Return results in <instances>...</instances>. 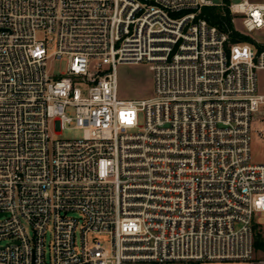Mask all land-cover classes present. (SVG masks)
Instances as JSON below:
<instances>
[{
    "label": "built area",
    "instance_id": "built-area-1",
    "mask_svg": "<svg viewBox=\"0 0 264 264\" xmlns=\"http://www.w3.org/2000/svg\"><path fill=\"white\" fill-rule=\"evenodd\" d=\"M223 6L0 0V264L253 263L264 41L201 17ZM227 7L264 31V3ZM140 63L153 97L120 99L118 67ZM70 129L83 138L57 139Z\"/></svg>",
    "mask_w": 264,
    "mask_h": 264
},
{
    "label": "rangeland",
    "instance_id": "rangeland-1",
    "mask_svg": "<svg viewBox=\"0 0 264 264\" xmlns=\"http://www.w3.org/2000/svg\"><path fill=\"white\" fill-rule=\"evenodd\" d=\"M215 4H221L223 2L224 6L229 5V0H212ZM251 2L264 3V0H250ZM235 27L243 31L241 26V21L239 19L235 20ZM255 42L264 41V31L258 32L255 35L249 36ZM48 69L51 74H61L66 70V63L62 61H49ZM118 77H119V98L123 100H147L152 98L154 95V79L152 72L149 69L147 63H140L136 65L123 64L118 67ZM257 90L258 94L264 95V69L257 72ZM264 107L261 108L260 113L255 115L251 128L253 131V141H252V161L255 164H264V140L257 135L258 131H264ZM140 123L143 125L144 116L140 115ZM83 138V132L77 129L63 130L57 139L64 141H73ZM258 221L264 225V213L258 217ZM262 237L264 239V229L260 230ZM51 235L48 233L47 244L50 243ZM264 261V250L257 249L255 252V257L253 263L250 264H260ZM125 264H150V263H130ZM173 264H203V263H173ZM213 264H230V263H213ZM239 264V263H231Z\"/></svg>",
    "mask_w": 264,
    "mask_h": 264
},
{
    "label": "trees",
    "instance_id": "trees-1",
    "mask_svg": "<svg viewBox=\"0 0 264 264\" xmlns=\"http://www.w3.org/2000/svg\"><path fill=\"white\" fill-rule=\"evenodd\" d=\"M227 2V0H225ZM201 17L206 19L210 25L217 27L221 32L229 35L231 43H248L256 45V42L249 36L235 27L233 19L227 6L223 7H205ZM261 50L262 48L259 47ZM255 248L264 250V239L260 231L255 235Z\"/></svg>",
    "mask_w": 264,
    "mask_h": 264
},
{
    "label": "crops",
    "instance_id": "crops-1",
    "mask_svg": "<svg viewBox=\"0 0 264 264\" xmlns=\"http://www.w3.org/2000/svg\"><path fill=\"white\" fill-rule=\"evenodd\" d=\"M203 264H213V263H203ZM231 264V263H230ZM239 264H246V263H239Z\"/></svg>",
    "mask_w": 264,
    "mask_h": 264
}]
</instances>
